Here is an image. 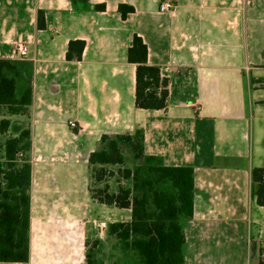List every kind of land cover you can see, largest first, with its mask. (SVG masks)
I'll list each match as a JSON object with an SVG mask.
<instances>
[{"label": "crops", "instance_id": "obj_1", "mask_svg": "<svg viewBox=\"0 0 264 264\" xmlns=\"http://www.w3.org/2000/svg\"><path fill=\"white\" fill-rule=\"evenodd\" d=\"M164 1L0 0V60H27L17 96L32 87L26 115L0 112L11 121L0 142L31 133L30 257L0 264H87L91 230L120 250L109 233L118 222L91 220L81 209L84 202L118 209L92 198L89 158L103 136L138 130L145 157L194 170L184 264H253L258 244L264 264V207L251 179L253 168H264V0H169L174 10L161 13ZM123 4L134 8L126 18ZM135 35L148 65L168 79L193 73L194 97L173 95L169 82L165 109L136 106L137 65L128 60ZM78 40L82 59L70 61L69 44ZM19 43L28 46L25 58L16 55Z\"/></svg>", "mask_w": 264, "mask_h": 264}, {"label": "trees", "instance_id": "obj_2", "mask_svg": "<svg viewBox=\"0 0 264 264\" xmlns=\"http://www.w3.org/2000/svg\"><path fill=\"white\" fill-rule=\"evenodd\" d=\"M99 10L104 6L97 7ZM123 18L134 11L120 5ZM38 26L45 28L42 11ZM84 41H71L67 59H82ZM128 60L137 65L136 106L146 110L167 107L169 79L159 67L148 65V48L142 38L135 35L128 51ZM20 72L17 63L0 60V112L8 115H26L32 104L29 84L21 97L17 96ZM257 83L256 79H251ZM9 119L0 120V134L10 129ZM103 147L90 155L93 185L91 196L99 204L131 210L130 222L109 226V233L120 245L137 254L143 264H184L186 243L184 221L194 213V170L191 167H170L144 155V133L135 135L103 136ZM132 145L141 165L126 166L123 146ZM31 133L23 130L18 137H7L0 142V262L27 263L30 257V222L32 167L28 160ZM23 153L19 159L18 154ZM117 167L116 171L108 168ZM118 176L116 187L111 179ZM253 195L257 205L264 207V168L251 172ZM102 188H98L100 185ZM87 264H96L93 253L87 254Z\"/></svg>", "mask_w": 264, "mask_h": 264}, {"label": "rangeland", "instance_id": "obj_3", "mask_svg": "<svg viewBox=\"0 0 264 264\" xmlns=\"http://www.w3.org/2000/svg\"><path fill=\"white\" fill-rule=\"evenodd\" d=\"M17 64L18 70L26 69L24 65H29L27 60H19ZM20 65V66H19ZM170 89L174 94H184L186 98L194 97L195 95V85H194V76L193 73L189 70H182L179 73H170L169 77ZM123 153L126 156V166L133 168L136 165H141L143 160L137 161L135 159L136 154L133 153L132 145L126 144L123 146ZM2 157V156H0ZM109 171H116L117 167L108 168ZM118 176H115L111 179V185L115 188L116 180ZM101 184L98 188H102ZM84 206L81 209L84 216H88L91 220L99 221H117V222H130V212L128 210H118L110 209L98 204H89L84 202ZM87 204V205H86ZM93 226H91L92 229ZM93 231H90L89 239L85 243V250L88 253H93L94 261L96 264H143L137 254L131 250L125 249L124 246H121V249H118L117 243L113 244L112 240L109 238H102L103 240H98L99 238L93 236ZM95 232H98L95 231ZM101 239V238H100ZM102 243H101V242Z\"/></svg>", "mask_w": 264, "mask_h": 264}, {"label": "built area", "instance_id": "obj_4", "mask_svg": "<svg viewBox=\"0 0 264 264\" xmlns=\"http://www.w3.org/2000/svg\"><path fill=\"white\" fill-rule=\"evenodd\" d=\"M174 8H175V5L173 4V2L167 0V1H164L163 3H161L160 12L161 13L172 12L174 10ZM15 51H16V55L19 56L20 58H25L29 54L28 46L25 44H22V43L16 44ZM69 126L71 128H76L77 124L75 122H70ZM23 156H24L23 153L18 154L19 159L23 158ZM263 258H264V249H263Z\"/></svg>", "mask_w": 264, "mask_h": 264}, {"label": "water", "instance_id": "obj_5", "mask_svg": "<svg viewBox=\"0 0 264 264\" xmlns=\"http://www.w3.org/2000/svg\"><path fill=\"white\" fill-rule=\"evenodd\" d=\"M261 262V250H260V244L256 247V253L253 264H260Z\"/></svg>", "mask_w": 264, "mask_h": 264}]
</instances>
